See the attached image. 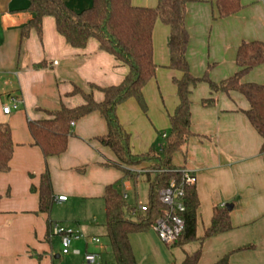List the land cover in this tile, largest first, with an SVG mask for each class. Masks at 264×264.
<instances>
[{"label": "crops", "instance_id": "1", "mask_svg": "<svg viewBox=\"0 0 264 264\" xmlns=\"http://www.w3.org/2000/svg\"><path fill=\"white\" fill-rule=\"evenodd\" d=\"M213 1L191 0L188 4L186 25L191 38L187 59L194 75L208 72L212 81L220 82L239 69L236 56L243 41L264 42V0H241L242 10L227 18H215ZM64 2L75 11L93 4V0ZM158 2L132 0L134 6L144 7H155ZM35 16L30 0H0V123L10 125L14 142L10 168L0 173V264H54L52 257L63 254L59 237L50 232L55 221H73L68 227L84 235L73 241L70 253L84 257L94 252L103 264V255L112 250L110 240L106 243L102 238L106 232L105 190L125 178L123 170L113 164L117 161L114 152L99 141L108 131L106 119L98 110L76 119L67 150L48 158L34 143L29 123L63 106L84 104V94L101 102L105 95L100 87L120 84L129 68L102 50L95 38L83 48L73 47L58 32L51 15L43 17L38 32L30 25ZM169 34L170 27L157 19L152 33L156 74L143 88L147 109L134 97L117 109L136 154L162 144L171 128L170 116L180 102L174 78H181L182 72L170 67ZM243 81L264 83V64L248 71ZM210 95L207 82L193 89L194 134L173 158L177 168L196 174L197 239L165 245L153 227L132 233L130 242L138 264H182L199 249L202 254L197 264H218L226 256V264H264L263 139L245 113L250 103L243 95L219 93L214 105H202ZM12 98L18 107L5 113L3 107L12 105ZM46 169L55 198L66 195L67 200H54L52 209L42 212L33 188L39 187ZM123 186L122 193H128L127 200L133 205L130 192L136 186L127 180ZM228 204H233L229 210L233 228L203 239L214 210ZM92 237H99L100 243ZM246 245L250 247L241 248Z\"/></svg>", "mask_w": 264, "mask_h": 264}, {"label": "trees", "instance_id": "2", "mask_svg": "<svg viewBox=\"0 0 264 264\" xmlns=\"http://www.w3.org/2000/svg\"><path fill=\"white\" fill-rule=\"evenodd\" d=\"M191 0H159L155 7L134 6L132 0H93L91 7L81 11L70 8L64 0H30L36 13L31 26L41 33L42 19L46 15L55 18L58 32L73 47L83 48L91 38L98 40L100 48L116 56L126 64L129 71L118 85L100 87L104 92L101 102L92 95L84 94L86 102L78 107L50 112L49 117L30 121L29 129L34 143L46 158L59 156L68 148L72 132L71 123L94 110L100 111L107 122L108 131L99 141L116 155L113 164L122 169L125 178H138L132 168L146 169L143 175L149 184L147 210L141 211L123 197L117 182L106 187L105 226L115 257L114 264H138L130 234L146 232L163 216L166 206L159 199V192L175 182L185 193L184 212L179 213L185 220V230L178 243L185 244L197 239V213L200 200L195 185L183 184V173L174 164V155L183 151L194 134L191 119V95L201 82H207L211 95L202 100V105L212 106L219 93L243 95L250 107L245 110L247 117L263 139L261 152L264 153V83L244 82L243 77L252 68L264 64V42L243 41L238 48L236 64L238 70L220 82L212 81L208 72L196 76L191 72L187 59L190 32L186 25L188 4ZM217 9L215 18H227L239 13L241 0H214ZM157 19L170 27L168 47L170 67L182 72L181 78H174L180 102L170 116L171 128L157 148L141 154L133 153L130 135L121 124L117 109L127 99L134 97L142 109H147L143 88L156 74L157 65L153 58L152 33ZM14 152L11 127L0 123V173L9 170ZM39 194V210L49 212L55 200L51 175L48 169L41 175L39 187L33 188ZM233 228L227 207L216 208L210 227L203 239L227 232ZM246 245L241 248H249ZM202 254L199 249L187 255L182 264H197ZM226 256L218 264H226Z\"/></svg>", "mask_w": 264, "mask_h": 264}, {"label": "built area", "instance_id": "3", "mask_svg": "<svg viewBox=\"0 0 264 264\" xmlns=\"http://www.w3.org/2000/svg\"><path fill=\"white\" fill-rule=\"evenodd\" d=\"M12 105H5L3 111L5 113H10L13 108H17L18 104L16 99L12 98ZM74 125V121L71 123ZM166 134H164V137ZM183 173V184L186 185H195L196 184V174L193 170L188 168H178ZM135 172H138L139 175H143L146 172V169L142 168H132ZM123 197L128 198V193L124 192ZM160 201L166 206L163 212V216L157 219L153 228L157 231V234L161 241L168 245H175L178 243L179 238L185 230V220L179 214L184 212L186 209L184 200L185 193L182 187L177 188L175 182H172L169 187L162 189L159 192ZM58 201L67 200L66 195H59L55 198ZM138 209L141 211L147 210V203H142L138 206ZM50 232L52 236H58L62 246V253L69 254L71 252L72 243L75 240L81 239L84 237L83 233L80 231L74 230L71 227H68L60 222H52L50 226ZM91 240L96 243H100L99 237H92ZM84 259L89 264H101L99 261V255L94 252H87L84 255Z\"/></svg>", "mask_w": 264, "mask_h": 264}, {"label": "rangeland", "instance_id": "4", "mask_svg": "<svg viewBox=\"0 0 264 264\" xmlns=\"http://www.w3.org/2000/svg\"><path fill=\"white\" fill-rule=\"evenodd\" d=\"M208 34H209V32H208ZM197 37H198V35H197ZM205 40L208 41V38L206 37ZM124 179L127 181H130L133 186H136L135 187L136 190H133L130 192V195H131L130 202L135 204L138 201L139 202L148 201L149 184H148L146 177L144 175H138L137 179H135V178H124ZM124 179L122 178V179L118 180L117 185H116L120 192H123V190H124V186H123L124 181H125ZM72 223H73V221L71 223L68 221L63 222V224L66 226H68L69 224H72ZM102 238L104 239V241L106 243L109 242L107 232L102 234ZM164 244L166 245V243H164ZM56 247L58 248L59 245H56ZM58 253L61 254V252H58ZM61 255L62 256L60 258L52 257L54 264H89L88 262L85 261L83 256H79V255H76L73 253H70L67 255H63V254H61ZM114 263H115L114 254H113L112 250H109L103 255V264H114Z\"/></svg>", "mask_w": 264, "mask_h": 264}, {"label": "water", "instance_id": "5", "mask_svg": "<svg viewBox=\"0 0 264 264\" xmlns=\"http://www.w3.org/2000/svg\"><path fill=\"white\" fill-rule=\"evenodd\" d=\"M227 208H228L229 210H231V209L233 208V204H228V205H227Z\"/></svg>", "mask_w": 264, "mask_h": 264}]
</instances>
